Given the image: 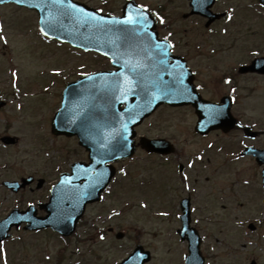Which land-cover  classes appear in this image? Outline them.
<instances>
[{
  "label": "rangeland",
  "instance_id": "374dc122",
  "mask_svg": "<svg viewBox=\"0 0 264 264\" xmlns=\"http://www.w3.org/2000/svg\"><path fill=\"white\" fill-rule=\"evenodd\" d=\"M78 1L119 14L127 0ZM135 1L150 8L163 6L160 10L168 14L175 41L179 43L176 52L186 53L196 75L206 81L211 76L235 75L231 83L237 86L233 91L238 93L240 106L234 109V115L241 123L264 130V78L237 73L238 65L247 55L238 49L242 51V45L250 48L252 42L258 41L259 30L248 33V37L235 33L238 41L230 48L227 44L234 39L233 35L216 36L197 27L196 20L182 18L186 9L183 0ZM103 68H109L108 62L97 54L80 53L68 44L44 40L37 32L34 12L12 4L2 6L0 95L8 99V104L0 110V134L18 138L16 145L6 149L7 174L11 179L18 174L33 173L46 180L42 190L26 193L24 199H44L46 187L56 178L55 164L63 168L68 159L85 156L74 139L58 138L50 132L49 124L58 102V84L50 86L52 75L75 78ZM226 90L227 87L219 89L222 93ZM215 92L208 90L204 95L216 97ZM194 122L195 116L189 109L159 108L137 128V134L169 139L175 145V155L166 160L138 149L133 159L118 164V177L103 202L87 208L74 239H59L51 231L14 233L5 248L8 263L78 264L76 260L84 256L86 260L81 264H100L104 258L109 264L141 243L155 254L151 264H180L184 246L176 242V229L180 226L176 213L179 199L191 190L196 199L194 205L199 209L195 211L193 224L205 235L202 250L206 263L248 264L255 259L264 264V221L263 213L258 212L264 209L262 194L255 189L260 181L259 168L249 158L229 161L225 157L227 150L216 148L226 142L232 143L236 150L245 138L237 129L225 136L213 132L201 138L193 130ZM249 143L260 146L264 134ZM196 154H203V162L208 158L210 168H218L211 175L209 171L197 172L199 164L187 167V173L197 178L195 189L188 190L182 173L176 172L175 162L184 164ZM206 175L211 177L208 184L203 179ZM16 200L9 196V209ZM248 221L256 222L258 228L247 229ZM105 226L123 232L124 237L116 240L105 234L104 239L100 238L97 230ZM0 264H4L1 257Z\"/></svg>",
  "mask_w": 264,
  "mask_h": 264
},
{
  "label": "water",
  "instance_id": "95a60500",
  "mask_svg": "<svg viewBox=\"0 0 264 264\" xmlns=\"http://www.w3.org/2000/svg\"><path fill=\"white\" fill-rule=\"evenodd\" d=\"M6 1H14L36 9L39 14V26L44 34L69 42L84 50H94L106 55L110 58L111 64L117 67L113 71L89 74L75 83L68 84L63 92L61 108L52 123L54 133L78 136L79 143L89 151L91 163L86 168L95 170V176H92L91 172L87 173L84 177L88 180L83 184H75L76 186H73L67 193L70 196H56L55 191H52L50 203L46 205L49 214L45 218H34L31 212L24 213V220L30 223L27 228L38 229L50 226L63 234H69L74 228L75 220L80 216L82 207L86 202L98 198L99 192L111 177L112 167L107 162L133 154V127L148 116L158 104L162 102L180 104L182 102L180 99L190 98L189 91L186 93L177 91L176 81L180 78L177 82L179 83L185 78V75L192 74L183 59L172 56L170 46L168 47L166 43L158 40L153 19L133 1L125 3L121 17L101 15L72 0H61L57 4H53L52 0H0V3ZM129 16H132L137 23L128 25L116 23ZM141 16L146 18V24L139 20ZM93 17L95 19H91ZM96 20L105 22L102 26L103 31L96 26ZM241 70L261 72L263 65L259 61H255ZM103 75H116L122 81L121 93L117 100L116 119L111 117V121L105 125V130L102 129L103 124L99 120V114L103 110L101 99L104 92L100 82L114 76ZM160 80L165 83L169 82L166 91L162 93L152 91L154 87L159 86ZM127 87L130 90H126ZM105 95L108 98L110 94L106 92ZM120 104L125 106L120 109ZM196 107L199 119L205 120L210 126L209 128L233 126L234 120L229 112H225L226 117L229 118V122H226L227 125L222 122L219 125L217 122L223 119L217 113L221 114L222 112L207 110L200 105ZM104 110L108 112L107 108ZM95 114H97L96 117ZM107 121L108 119L105 122ZM199 125L201 126L198 124V127ZM141 145L148 151H165L164 144L158 140L142 139ZM254 152L257 160L261 162L260 158L263 159L264 156L260 155L258 151ZM77 167L75 166L76 169H78ZM100 174H102V178H100ZM93 177H99V179L96 181V179H92ZM67 200L80 204V211L73 212L70 219L66 218L62 221L60 219L63 218V215L58 214L62 206L75 205H68ZM54 209H57V213ZM14 220H18V218L12 213L10 223H13ZM190 252L192 253L191 263H193L198 253L197 244L193 239ZM144 257V254L136 252L123 264H141ZM196 262L199 264V261Z\"/></svg>",
  "mask_w": 264,
  "mask_h": 264
},
{
  "label": "flooded vegetation",
  "instance_id": "af4514ba",
  "mask_svg": "<svg viewBox=\"0 0 264 264\" xmlns=\"http://www.w3.org/2000/svg\"><path fill=\"white\" fill-rule=\"evenodd\" d=\"M185 2V10L182 12V18L184 20H196L197 21V27L202 28L204 31L206 30L207 32L214 33V35L222 36V35H233L234 39L227 44V47L233 48L236 43L237 39L236 36H234L235 33L237 34H244L245 37H248V33L250 32H258L259 30V36H258V41L252 42V46L248 48L246 45H242V51L241 49H238L239 52L241 53H246L247 55L245 56V60H241L242 63H249L253 58L255 57H264V4L261 3L260 0H201L197 3L196 9H200V13L196 14H189L191 13V4L190 0H183ZM229 16L231 19H229ZM169 19V18H168ZM163 21V23H161ZM159 20V29L164 31V30H173V24L171 25L169 22L166 20ZM180 25V24H179ZM180 27H183L180 25ZM238 27V28H236ZM185 28V26H184ZM183 28V29H184ZM178 48V46H177ZM183 55L187 57L186 53ZM188 58V57H187ZM252 75V74H249ZM264 78V75H261ZM70 77V75H69ZM235 75H218V76H211L210 80L204 79L200 75H193V83L195 84V87L197 91L201 94V96L211 102L215 103H221V100L224 96L226 95H232L233 101L231 105V110L234 111V109H239L240 104L238 105L237 99H238V93L236 92L237 86L232 85L231 82H233ZM72 78V77H71ZM61 85H64V83L60 80L58 82ZM210 83V84H209ZM215 86L216 90H215ZM224 87L227 90L226 92H221L219 89ZM229 88V90H228ZM236 89L235 92L233 89ZM208 90H214L215 96L216 97H206L204 95L205 91ZM161 107L169 108L167 105H163ZM159 107V108H161ZM171 108V107H170ZM180 109H189L191 112L194 111V108L192 105H187L183 107H179ZM235 110V111H236ZM215 132L216 134H221L225 136L224 133L220 130L212 131L209 132L213 133ZM261 133L264 134V130H261ZM261 134V135H262ZM207 136V135H206ZM206 136H199L201 138H205ZM222 143V149H226V158H228L229 161L233 160H239V159H245L249 158L252 160L254 165H256V168H259V175H260V181L258 187L260 190L263 192V178H262V172H263V164L258 165L255 161V158L248 155V156H241L235 157L236 151L235 148L233 147L232 143H226V142H221ZM246 145H243L242 147H245ZM10 145H6L4 143L0 142V220L6 217L9 213V196H10V190L4 185L5 182L9 181L8 177V163H7V153L6 149H8ZM259 148L264 149V143L259 146ZM240 153V152H239ZM170 156V155H168ZM248 160V159H247ZM176 163V162H175ZM178 163V168L181 170L183 173L186 172V168L188 166H193L195 164H199L200 167L197 168V172L199 173H205L207 171L210 172L211 175H213V170H217L218 167L210 168L209 163L210 160L207 158L205 162H203V157L201 155H195L192 158H189V160H186L185 163ZM66 169H62L58 172V176L62 171H66ZM22 177H24L23 174H18L17 177H15V180H20ZM210 176H205L204 182L208 184L210 182ZM58 179V177H57ZM55 179L54 182L57 180ZM202 179V180H203ZM184 180V185L188 186V190L191 188L192 190L195 189V183L197 181V178H195L194 175H191V173H188V177L183 178ZM36 185L35 183L30 184L27 186V188L20 189L17 192H13L12 195H17L18 200L14 207L18 208H24L25 207V192L26 189H28V192H34V189L32 186ZM209 187H212V184H209ZM212 190V188L210 189ZM191 190H189V193L184 196L189 199V209H190V215H191V222L194 223L195 221V211L199 209L196 208L194 205L196 202V199L193 197V195L190 193ZM264 194V192H263ZM40 199V197H39ZM206 204V203H205ZM95 205V204H91ZM89 205V206H91ZM264 205L262 206V210ZM203 208L200 209L202 212ZM206 209V207H205ZM259 213L261 210L258 211ZM38 214H42L41 211H38ZM204 217V216H201ZM205 219H209L208 215H205ZM199 229V227H196ZM106 232L111 233L113 232L111 227L106 228ZM147 248V247H146ZM148 249V248H147ZM150 249V250H149ZM148 250L151 253V258L150 261L147 264H151L153 261H155V254L151 248ZM184 252L187 250L183 249ZM107 258L102 259L101 264H108L106 261ZM121 261V258L114 259L111 261L109 264H118ZM184 263V259L181 260L180 264Z\"/></svg>",
  "mask_w": 264,
  "mask_h": 264
},
{
  "label": "snow or ice",
  "instance_id": "6c2138e0",
  "mask_svg": "<svg viewBox=\"0 0 264 264\" xmlns=\"http://www.w3.org/2000/svg\"><path fill=\"white\" fill-rule=\"evenodd\" d=\"M61 2V0H52V3L53 4H57V3H60ZM91 19H95L94 17L93 18H91ZM229 19H231V17L229 16ZM139 20L141 21V22H143V23H147V21H146V18H144V17H140L139 18ZM104 21L103 20H96L95 21V24H96V26L97 27H99L102 31L104 30L103 29V25H104ZM116 23H119V24H124V25H128V24H134V23H137V21H135L134 19H133V17L132 16H129L127 19H125V20H122V21H117ZM161 23H163V21H161ZM46 34V33H45ZM157 47H159V46H157ZM100 178H102V174H100Z\"/></svg>",
  "mask_w": 264,
  "mask_h": 264
}]
</instances>
